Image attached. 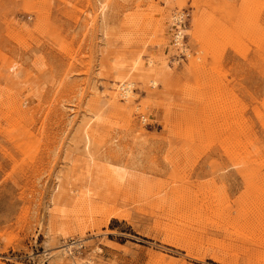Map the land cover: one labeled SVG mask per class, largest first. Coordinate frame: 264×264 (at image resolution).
Listing matches in <instances>:
<instances>
[{"label":"rangeland","instance_id":"rangeland-1","mask_svg":"<svg viewBox=\"0 0 264 264\" xmlns=\"http://www.w3.org/2000/svg\"><path fill=\"white\" fill-rule=\"evenodd\" d=\"M0 254L264 264V0H0Z\"/></svg>","mask_w":264,"mask_h":264},{"label":"bare ground","instance_id":"bare-ground-1","mask_svg":"<svg viewBox=\"0 0 264 264\" xmlns=\"http://www.w3.org/2000/svg\"><path fill=\"white\" fill-rule=\"evenodd\" d=\"M176 19V18H175ZM178 19V18H177ZM179 32V31H178ZM180 37H181V34L180 33H178V34H176V40L178 41L179 39H180ZM130 84H128V86H129ZM124 94L122 95V96H124L125 98H126V96H127V94L129 93V87H125L124 89ZM225 93H226V91H225ZM234 115V114H233ZM220 118V117H219ZM240 133V132H239ZM257 153V152H256ZM71 246H68V247H66L64 250L65 251H69V248H70Z\"/></svg>","mask_w":264,"mask_h":264},{"label":"built area","instance_id":"built-area-1","mask_svg":"<svg viewBox=\"0 0 264 264\" xmlns=\"http://www.w3.org/2000/svg\"><path fill=\"white\" fill-rule=\"evenodd\" d=\"M0 259H3V256L0 254Z\"/></svg>","mask_w":264,"mask_h":264}]
</instances>
